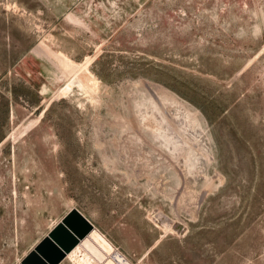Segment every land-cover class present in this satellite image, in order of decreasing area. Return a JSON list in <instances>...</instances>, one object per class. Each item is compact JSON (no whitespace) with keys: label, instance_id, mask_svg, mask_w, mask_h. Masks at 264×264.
Instances as JSON below:
<instances>
[{"label":"rangeland","instance_id":"1","mask_svg":"<svg viewBox=\"0 0 264 264\" xmlns=\"http://www.w3.org/2000/svg\"><path fill=\"white\" fill-rule=\"evenodd\" d=\"M0 264H264V0H0Z\"/></svg>","mask_w":264,"mask_h":264}]
</instances>
